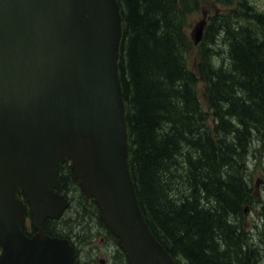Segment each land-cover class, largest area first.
<instances>
[{
    "label": "trees",
    "instance_id": "1",
    "mask_svg": "<svg viewBox=\"0 0 264 264\" xmlns=\"http://www.w3.org/2000/svg\"><path fill=\"white\" fill-rule=\"evenodd\" d=\"M116 1L128 166L143 219L176 264H259L243 214L257 202L247 156L264 148V0L263 9L209 0L216 10L196 46L186 31L203 0ZM58 176L63 193L77 188L109 233L71 167L59 164ZM69 203L43 232L75 245L60 231Z\"/></svg>",
    "mask_w": 264,
    "mask_h": 264
},
{
    "label": "water",
    "instance_id": "2",
    "mask_svg": "<svg viewBox=\"0 0 264 264\" xmlns=\"http://www.w3.org/2000/svg\"><path fill=\"white\" fill-rule=\"evenodd\" d=\"M121 34L116 0H0V264H75L66 239L43 233L68 207L57 168L68 161L129 264H175L129 173Z\"/></svg>",
    "mask_w": 264,
    "mask_h": 264
},
{
    "label": "rangeland",
    "instance_id": "3",
    "mask_svg": "<svg viewBox=\"0 0 264 264\" xmlns=\"http://www.w3.org/2000/svg\"><path fill=\"white\" fill-rule=\"evenodd\" d=\"M208 2L209 0H203V5L202 3L200 4L199 12L191 16V26L186 31L191 39L193 28L198 24L205 26L208 17L213 15L216 10V7L209 6ZM249 2L263 9V0H249ZM217 45H220V53L226 49V46H223L222 43ZM187 60L190 66H194L193 55L189 56ZM253 146L247 156V175L249 177L248 183L253 187L254 197L257 202L245 208L243 225L249 237L251 235L254 237L253 244L257 246L256 249L259 252V264H264V243L259 242L260 239L264 240V148L261 144ZM259 146L260 148H258ZM78 193L79 191L76 188L75 191L72 190L71 193L67 194L70 200L72 198V204L65 215L64 220L67 223L61 226L60 231L64 235L69 236L70 240L77 246L81 263L126 264L123 254L120 253L121 249L117 246V240L99 224L96 210L94 208L91 209L89 207L90 203L80 198ZM76 212L79 214L77 215ZM32 229V225L30 226V221H28L25 232L30 233Z\"/></svg>",
    "mask_w": 264,
    "mask_h": 264
},
{
    "label": "flooded vegetation",
    "instance_id": "4",
    "mask_svg": "<svg viewBox=\"0 0 264 264\" xmlns=\"http://www.w3.org/2000/svg\"><path fill=\"white\" fill-rule=\"evenodd\" d=\"M31 231V230H30ZM28 236V235H27ZM31 235H29V237H30ZM118 243V242H117ZM117 246L118 247H120L119 246V243L117 244ZM121 249V248H120ZM120 253L121 254H123V257H124V259H125V263L126 264H128V262H127V260H126V257H125V254L120 250ZM75 259H76V262H77V264H82L81 263V261H80V254H79V252H78V249L76 248V246H75Z\"/></svg>",
    "mask_w": 264,
    "mask_h": 264
},
{
    "label": "bare ground",
    "instance_id": "5",
    "mask_svg": "<svg viewBox=\"0 0 264 264\" xmlns=\"http://www.w3.org/2000/svg\"><path fill=\"white\" fill-rule=\"evenodd\" d=\"M202 183V182H201ZM138 203V202H137ZM139 206V205H138Z\"/></svg>",
    "mask_w": 264,
    "mask_h": 264
}]
</instances>
